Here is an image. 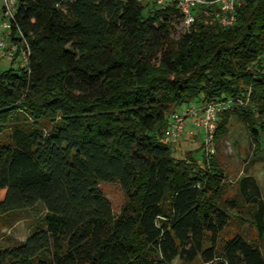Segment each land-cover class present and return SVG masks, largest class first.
Masks as SVG:
<instances>
[{
    "label": "trees",
    "instance_id": "1",
    "mask_svg": "<svg viewBox=\"0 0 264 264\" xmlns=\"http://www.w3.org/2000/svg\"><path fill=\"white\" fill-rule=\"evenodd\" d=\"M11 37L26 67L0 70V215L42 202V225L0 246V264H264V196L250 174L230 194L216 154L177 158L168 117L194 100L243 98L220 114L264 150V0H239L224 26L200 7L180 34L175 5L17 0ZM263 142V148H261ZM252 164V161H251ZM119 183L116 214L99 187Z\"/></svg>",
    "mask_w": 264,
    "mask_h": 264
},
{
    "label": "rangeland",
    "instance_id": "2",
    "mask_svg": "<svg viewBox=\"0 0 264 264\" xmlns=\"http://www.w3.org/2000/svg\"><path fill=\"white\" fill-rule=\"evenodd\" d=\"M184 32L185 28L180 25L178 34L174 35V37L178 38ZM8 64L7 61L0 63V70ZM199 104V101L194 100L188 104L181 105L176 111H182L188 105L196 107ZM168 119H170V116ZM228 126L227 134L222 138L218 147L215 146V154L225 169L229 193L235 192L236 183L240 177L250 174L257 180L264 196V150L254 153L256 144L249 135L245 123L240 121L237 116H230ZM186 128H192L189 121L186 122ZM202 139L203 131L199 129L191 134L184 133L173 145L174 155L181 159L190 155L201 162L204 158ZM261 148H263V142ZM99 187L109 199L114 212L117 214L124 200V192L120 184L100 182ZM45 215L46 209L42 202H37L32 207L13 210L0 215V246L8 247L25 240L37 227L42 225ZM243 233L247 240L257 241L261 244L264 253V236L261 240L248 222L243 226Z\"/></svg>",
    "mask_w": 264,
    "mask_h": 264
},
{
    "label": "built area",
    "instance_id": "3",
    "mask_svg": "<svg viewBox=\"0 0 264 264\" xmlns=\"http://www.w3.org/2000/svg\"><path fill=\"white\" fill-rule=\"evenodd\" d=\"M157 5L165 2L175 5L182 14V26L189 30L195 21V11L200 7L216 5L219 8L216 16L224 26L234 24L235 6L239 0H142ZM17 0H0V63L3 61L17 62L19 66L26 67L29 59V45L23 37L21 31L19 41L12 39L11 19L14 17ZM247 100L243 98H231L223 101L211 103H200L198 106L188 105L182 111H174L170 114L168 126L165 129L162 142L175 145L176 140L184 133H194L195 130L203 131L202 147L207 158H211L216 153L214 135L221 113L233 110L238 106L245 105ZM189 121L192 128H186ZM171 264H179L174 262Z\"/></svg>",
    "mask_w": 264,
    "mask_h": 264
}]
</instances>
